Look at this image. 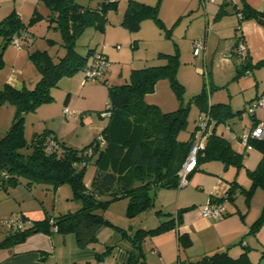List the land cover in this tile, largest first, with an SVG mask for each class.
I'll list each match as a JSON object with an SVG mask.
<instances>
[{"label":"trees","instance_id":"trees-1","mask_svg":"<svg viewBox=\"0 0 264 264\" xmlns=\"http://www.w3.org/2000/svg\"><path fill=\"white\" fill-rule=\"evenodd\" d=\"M43 1L55 15L53 20L61 33L65 53L54 62L45 51L34 52L30 55V60L39 74L35 86L31 89L25 86L17 89L5 84L0 89V105L9 104L14 109L10 126L0 136V188L7 190L8 187L23 182L28 190L34 185L44 184L50 187L48 190L56 192L60 186L68 184L73 199L78 201L80 207L75 212H66L55 218L46 216L42 220H33L23 229H7L0 237V249L21 244L38 233L50 235L54 228L62 234L73 233L76 245L82 249L97 240L100 229L110 227L131 244L127 264H146L142 242L151 236L176 230L182 224L184 212L192 207L179 209L175 216L165 214L163 216L168 218L157 227L137 229L132 234L105 219L102 209L113 200L127 199L126 216L134 217L154 208L158 191L179 187L178 172L188 156L198 127L197 120L195 131L190 133L188 139H178V135L186 128L191 105L197 107L198 118H208L210 130L204 149L197 155L196 168L206 161H218L225 167L232 166L237 170L242 168L244 154L236 152L229 141L217 133L220 125H225L228 120L240 115V112H232L230 105L226 103L210 104L205 87L189 100L187 107L179 106L171 112H162L157 105L146 103L145 96L154 91L160 79H167L176 95L181 97L182 86L176 79L177 54L159 53L157 58L164 62L162 65L131 70L127 83L115 86L105 84L110 100L105 112H109L110 116L99 137L91 143L81 149L73 148L57 140L53 132L44 130L34 134L28 144L24 137L25 115L52 101L51 90L58 87L61 78L84 70L94 53L103 54L89 49L85 55H80L76 51V42L89 27L104 33L107 13L117 8L116 2L112 0H102L95 8L81 6L75 0ZM234 7L233 13L239 15L238 24L247 20H254L258 24L260 21L264 22V14L251 8L246 0H239ZM223 14L225 12L220 11L216 16ZM146 19L159 23L157 7L128 0L120 24L129 31H136ZM25 30L14 13L0 22V34L9 39ZM236 33L238 41L242 36L238 34V30ZM105 57L107 58L106 55ZM260 66H264V60L252 66L246 55L240 66V73ZM104 74L96 81L103 78ZM256 124L254 122L251 129ZM99 138L104 141L103 145ZM50 141L56 146L53 151L48 149ZM249 146L260 153L256 168L247 171L251 180L250 189H240L233 181L225 195L212 199L213 203L209 202L210 204L222 206L224 202L233 201L236 192H244L248 198L254 189L264 187V140H250ZM91 163L94 164L97 175L92 185L86 187L83 178ZM102 193L110 195L111 199L101 201L99 198ZM254 228L257 229V226ZM250 232H253L252 228ZM177 243L179 251L185 250L191 246V239L187 234L180 233L177 235ZM106 253L97 255V259H101ZM177 264L251 263L246 250L237 258L230 257L227 250H223L195 260H179Z\"/></svg>","mask_w":264,"mask_h":264},{"label":"rangeland","instance_id":"rangeland-1","mask_svg":"<svg viewBox=\"0 0 264 264\" xmlns=\"http://www.w3.org/2000/svg\"><path fill=\"white\" fill-rule=\"evenodd\" d=\"M101 1L75 0L77 4L90 8L97 7ZM112 1L116 2L117 8L107 13L105 32L101 33L89 27L76 42V51L80 55H85L89 49L103 51V54L108 55V68L103 78L99 81L86 82L84 85L82 72L61 78L58 87L51 90L52 101L40 106L35 112L25 115L24 137L28 144L31 143L34 134L44 130L53 131L60 142L72 140L68 143H77L76 147H80L77 149L91 143L99 135L96 134L89 142L81 138L75 142L74 139L83 132L85 135L88 132L92 135L93 132L90 130L99 124L107 123L108 118L103 115L110 103L106 85L127 83L133 69L162 65L164 62L157 58L159 53L177 54L176 79L182 86L181 97L176 95L167 79H160L154 91L145 96L146 103L157 105L162 112H171L179 106L187 107L189 100L205 87L210 103H226L230 105L232 112H240L234 121L228 120L225 125H220L219 133L227 130L228 126L232 127L234 122H241L243 127L248 124L251 116L246 111V102L253 98L255 93L259 92V95L264 93V66L252 68L249 74L245 72L241 74L235 67L226 71L223 64L218 63L222 66H216L218 58L217 55L213 56L212 52L207 55V58H204V51L198 57L192 55V39H204L203 36L209 32L211 23L217 17L215 12L220 9L221 0H135L157 7L159 19V23L153 19L142 21L136 31H129L120 24L128 0ZM223 8L230 10L231 7ZM212 9L215 10L214 14ZM12 13L18 16L27 35L20 37L19 44L14 45L12 39L0 34V89L12 81L16 86L22 84L31 89L39 80V74L30 60V55L36 51H45L54 62H57L65 53L62 37L53 20L55 15L43 0H0V22ZM210 14L212 16L209 19ZM216 41L217 38H215ZM215 42H211L210 45L215 46ZM256 72L259 73L257 78ZM229 74L234 79L230 81L228 87L216 89L229 81ZM82 88L85 89L82 91ZM64 108L75 112L77 119H66L63 115ZM13 114L12 106L0 105V136L10 126ZM198 116L197 107L191 105L186 128L178 135L179 140H187L190 133L195 131ZM256 116L264 120V110L256 111ZM86 137L88 138V135ZM233 146L235 147V144ZM244 161L243 156V167L239 170L232 166L229 168L235 170V175L238 174L234 181L239 184L240 189L249 190L251 180L246 168L249 167V171L254 170L259 161L256 164L248 163L249 166ZM96 173L94 164H89L85 170L84 183L92 185L96 179ZM48 188L50 187L47 185L37 184L28 190L23 182L14 187H8L7 190L0 188V237L7 230L4 222L20 215L21 212L28 218L42 220L49 215L55 218L67 211L75 212L80 207L78 201L73 199L72 190L68 184L60 186L56 192ZM99 199L105 201L111 199V196L102 193ZM127 203V199L113 200L102 209L101 213L105 219L131 234L137 229L148 227L153 209L134 217H127ZM227 203L226 206L229 207L226 208H231L239 221L247 222L249 227L247 236L254 237L264 244V187L254 189L248 198L244 192H236L233 201H227ZM36 205L38 208L33 209L32 206ZM226 212L228 213V210L223 214ZM255 226L257 229L254 228ZM105 228L106 232L113 230L110 227ZM250 228L253 232H250ZM147 241L148 238L142 242L141 246L145 251L148 248ZM255 244L256 246L248 249V252L252 253L253 260L259 258L261 252H264L260 242L257 245L255 241ZM113 245V242H108V246Z\"/></svg>","mask_w":264,"mask_h":264},{"label":"crops","instance_id":"crops-1","mask_svg":"<svg viewBox=\"0 0 264 264\" xmlns=\"http://www.w3.org/2000/svg\"><path fill=\"white\" fill-rule=\"evenodd\" d=\"M237 1L239 2V0H236L235 5ZM221 2L220 9L217 12L212 9V14L220 11L225 12V14L216 17L211 23L209 32L203 36L204 58H207V55L212 52L213 56L217 55L218 58L216 66L219 65L218 63L223 64L226 71L231 67H235L236 69L240 68L243 58L233 59L229 56L232 48L236 44V30H238V34L242 36L247 46V56L251 65L253 66L257 62L264 60V26H261L254 20H247L238 24V16L233 13L235 9L234 5L225 1ZM246 3L254 10L264 14V0H246ZM227 6L231 7L230 10L223 8ZM212 14H210L209 19ZM215 38H217L216 42ZM193 40L195 38L192 39L191 43ZM211 42H215V46H211ZM106 56L108 59V55ZM221 66L219 65V67ZM258 72H256L257 74L255 73L256 78L259 75ZM228 77L230 78L229 81L219 85L216 89L228 87L230 81L234 79L230 74ZM8 84L17 89L24 86L22 84L16 86L13 81ZM84 89L82 88V91ZM257 96H259V92L255 93V96L249 99L246 105ZM77 117L76 115V117L72 118L77 119ZM235 119L236 117L232 118L231 121ZM254 122H264V120H260L255 115L249 118V122L245 127L241 126V122H234L232 127L228 126L227 130L223 132L219 133L217 129V133L225 137L236 152L244 154V162L248 166V163L256 164L259 161L260 153L259 151H255L254 148L244 150L240 146L239 140L249 132ZM105 126L106 124H99L90 130V132H93L92 135L89 132L86 134L88 138L85 132H83V134L75 136L74 140L78 142L77 140L81 138L85 142H89L96 134L97 136L100 135ZM53 135L56 137L54 133ZM56 139L58 140L57 137ZM62 142L73 148H80L76 147L75 144L77 143H68L72 142V140ZM234 144L236 148L233 146ZM246 169L250 170L249 167ZM237 175H235V170L225 167L221 162L206 161L199 164L189 174L187 177L188 184L185 187L158 191L155 198L153 214H151V222L148 227L140 229H153L161 221L168 218V216L163 215L175 216L179 209L192 208L184 212L182 224L176 230L167 231L148 238L147 250L142 249L145 263L177 264L179 260H195L203 255H210L216 251L223 250H227L230 257L237 258L246 250L247 258L251 264H264V252H261V256L255 260L251 257L252 253L248 252L249 247L256 246L255 241L257 245L260 242V247L262 248H264V244H261L262 242L254 237L247 236L249 232L247 222L244 220L239 221L233 213V210L226 208L229 207L226 206L228 205L227 202H224L222 206L223 212L228 210V213L223 214L222 212L221 216L213 218H204L201 216V209L211 202L212 199L224 196L230 183L236 180ZM85 186L89 187L90 185L85 184ZM34 207H37V205L32 206L33 209ZM157 211L161 213L156 214ZM20 215L28 224L35 220L28 218L25 213L21 212ZM27 226L25 225V227ZM180 233L187 234L191 239V246L181 251H179L177 243V235ZM108 242H113L114 245L110 247L108 246ZM129 251H131V244L121 236L118 237V234L114 230L106 232L105 227L100 229L97 240L94 243L82 249L76 245L73 233L62 234L55 231L50 235L38 233L28 237L21 244L0 249V264H98L103 260L110 264H127ZM104 252H107L106 255H103L101 259H97V255H101Z\"/></svg>","mask_w":264,"mask_h":264},{"label":"built area","instance_id":"built-area-1","mask_svg":"<svg viewBox=\"0 0 264 264\" xmlns=\"http://www.w3.org/2000/svg\"><path fill=\"white\" fill-rule=\"evenodd\" d=\"M214 1V0H211ZM227 3L235 5L236 0H221ZM239 16V15H238ZM26 31H20L17 35L12 38L14 45L19 44L20 37H26ZM119 48V47H117ZM192 55L194 57L200 56L204 51V39H198L192 42L191 44ZM247 55V46L242 37H240L237 41V44L232 48L230 57L231 58H244ZM108 68V60L105 55L100 53H94L90 58V63L88 66L82 70V84L84 85L86 82L96 81L100 78ZM249 74V71L246 72ZM264 110V93L260 94L257 98L253 99L247 104L246 111L251 116L254 117L256 115V111ZM63 115L66 119L76 117L75 112L71 111L68 108L63 109ZM103 115L105 117H109V112H104ZM209 120L207 117L198 118V127L197 133L195 134L192 144L190 146V150L188 156L182 165L181 169L178 172V186L185 187L188 184L187 177L191 172H193L196 168L197 163V155L200 151L204 149L206 136L209 133ZM250 140H264V122H258L249 132L242 136L239 140L240 146L244 150H250L249 146ZM99 142L101 145L104 144V141L99 138ZM49 151H53L56 149L55 143L50 141L48 143ZM222 206L220 204H210L208 203L201 209V216L204 218H213L219 217L222 213ZM30 224V222H29ZM21 215H17L13 218H10L4 222V225L7 229L10 230H19L23 229L25 225H29ZM55 232L56 229L54 228ZM98 264H110L107 261H101Z\"/></svg>","mask_w":264,"mask_h":264},{"label":"water","instance_id":"water-1","mask_svg":"<svg viewBox=\"0 0 264 264\" xmlns=\"http://www.w3.org/2000/svg\"><path fill=\"white\" fill-rule=\"evenodd\" d=\"M259 24H261L262 26H264V22L260 21ZM240 71V68H238L237 72Z\"/></svg>","mask_w":264,"mask_h":264}]
</instances>
